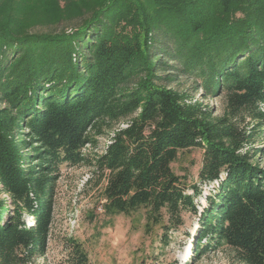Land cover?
<instances>
[{
  "label": "trees",
  "instance_id": "16d2710c",
  "mask_svg": "<svg viewBox=\"0 0 264 264\" xmlns=\"http://www.w3.org/2000/svg\"><path fill=\"white\" fill-rule=\"evenodd\" d=\"M174 71L203 97L165 84ZM211 97L224 98L222 114ZM262 105L264 0H0V264L45 254L60 166L84 163L121 121L96 158L105 216L144 210L145 232L160 226L167 246L185 214L199 215L197 259L227 247L264 264ZM190 149L213 185L201 212L200 188L172 167ZM67 262L89 264L76 240Z\"/></svg>",
  "mask_w": 264,
  "mask_h": 264
},
{
  "label": "rangeland",
  "instance_id": "374dc122",
  "mask_svg": "<svg viewBox=\"0 0 264 264\" xmlns=\"http://www.w3.org/2000/svg\"><path fill=\"white\" fill-rule=\"evenodd\" d=\"M65 26L62 23L56 28L61 30ZM38 30L50 29L39 27ZM171 73L175 75L174 80L164 81L165 84L189 92L194 99L203 97L204 91L198 89L197 78L175 71ZM204 103L215 115L222 114L225 106L223 97H211L205 99ZM261 109L264 111V105ZM252 125L253 122H249V126ZM125 126L126 121H121L105 128L101 135L95 136V142L88 144L83 150L86 157L84 163L78 166H60L53 194V221L45 254L37 257L33 264H68L70 239L84 247L89 256V264H244L227 247L206 254L200 259L196 258L193 245L200 228L199 215L185 214L184 224L168 232L167 246L160 241L163 235L160 226H155L149 234L145 232L144 210L130 216H105L103 205L107 178L98 169L96 158L104 153L114 132ZM263 145L257 141L254 149H262ZM202 153L200 149L182 151L172 165L176 174L186 178L189 187L196 185L200 188V195L196 198L199 212L207 207L206 197L213 189V185L201 183L198 177L202 167ZM259 160L264 163V154L259 156ZM25 221L27 225L33 224V218L27 215Z\"/></svg>",
  "mask_w": 264,
  "mask_h": 264
}]
</instances>
